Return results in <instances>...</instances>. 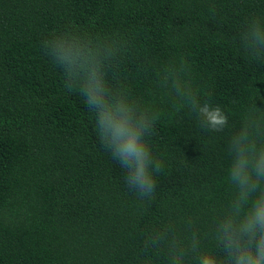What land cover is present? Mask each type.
Instances as JSON below:
<instances>
[{
    "label": "trees",
    "instance_id": "1",
    "mask_svg": "<svg viewBox=\"0 0 264 264\" xmlns=\"http://www.w3.org/2000/svg\"><path fill=\"white\" fill-rule=\"evenodd\" d=\"M252 17L264 0H0V264H167L175 237L212 243L231 195L228 142L248 108L264 111V55L240 44ZM65 32L115 42L109 86L154 119L164 169L152 198L126 185L46 54ZM181 61L199 102L223 109V132L164 86Z\"/></svg>",
    "mask_w": 264,
    "mask_h": 264
},
{
    "label": "clouds",
    "instance_id": "2",
    "mask_svg": "<svg viewBox=\"0 0 264 264\" xmlns=\"http://www.w3.org/2000/svg\"><path fill=\"white\" fill-rule=\"evenodd\" d=\"M240 44L251 56L264 55V19L248 20ZM44 48L62 70L65 89L81 95L94 114L99 142L125 170L126 185L140 198H152L156 176L164 169L148 139L154 119L127 89L109 86L105 69L117 55L115 42L65 32L44 41ZM187 75L183 61L168 67L164 86L190 106L201 127L223 132L228 125L223 109L210 100L199 102ZM227 152L231 195L215 220L212 243L205 244L196 231L187 241L175 237L172 251L165 256L167 264H189L192 258L194 264H264V111L255 104L244 112Z\"/></svg>",
    "mask_w": 264,
    "mask_h": 264
}]
</instances>
